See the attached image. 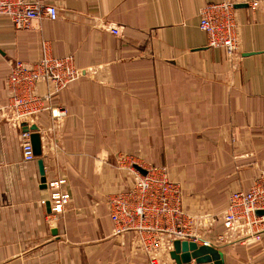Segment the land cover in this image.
I'll return each mask as SVG.
<instances>
[{
    "label": "crops",
    "instance_id": "obj_1",
    "mask_svg": "<svg viewBox=\"0 0 264 264\" xmlns=\"http://www.w3.org/2000/svg\"><path fill=\"white\" fill-rule=\"evenodd\" d=\"M37 1L55 4L57 18L17 30L0 15V103L11 64L37 61L44 44L85 72L49 97L65 109L58 121L44 109L27 125L40 132L44 188L37 158H22V126L0 119V264H146L131 253L133 231L113 233L103 202L131 183L118 168L123 154L166 166L193 211L208 201L221 208L264 168V0H227L237 23L234 62L208 47L198 27L200 9L221 0ZM36 91L45 95L46 85ZM61 178L73 200L53 215L40 199ZM210 242L223 264H264V234Z\"/></svg>",
    "mask_w": 264,
    "mask_h": 264
},
{
    "label": "built area",
    "instance_id": "obj_2",
    "mask_svg": "<svg viewBox=\"0 0 264 264\" xmlns=\"http://www.w3.org/2000/svg\"><path fill=\"white\" fill-rule=\"evenodd\" d=\"M257 5V2H251L249 7L254 10ZM234 11L231 1L207 3L200 9L198 22L199 29L207 36V46L224 49L231 62L238 55ZM0 15L6 16L15 29L28 30L37 19H56L58 8L53 3L43 4L37 0H0ZM108 30L115 35L120 33L118 26L112 25ZM84 72L85 69L75 65L72 55L53 56L45 44L37 61L25 63L15 60L7 75L9 95L6 102L0 103V119L21 129L23 124L29 125L39 111L48 109L58 121L65 114V109L51 107L49 97L66 88ZM40 83L47 88L43 96L36 91ZM20 145L22 158L33 160L35 156L29 131L20 130ZM118 168L128 173L131 183L127 188L106 195L103 202L113 223V233L122 235L133 231L135 237L131 253L143 255L146 264H176L169 256L175 238L211 245L212 240L247 243L262 239L264 214L256 211L264 210V169L258 170L247 190L233 189L225 207L212 213L188 211L181 183L173 179L164 166H142L123 155L118 160ZM63 184V178L50 181L52 191L42 199L49 202L50 212L56 215L61 214L64 205L73 200L69 191L62 189ZM205 235H212L213 239L207 240Z\"/></svg>",
    "mask_w": 264,
    "mask_h": 264
},
{
    "label": "water",
    "instance_id": "obj_3",
    "mask_svg": "<svg viewBox=\"0 0 264 264\" xmlns=\"http://www.w3.org/2000/svg\"><path fill=\"white\" fill-rule=\"evenodd\" d=\"M22 130L30 132L32 152L37 158V164L40 173V186L44 188L46 186V178L44 174L40 132L35 124L30 126L23 124ZM138 169L144 173L143 169L139 167ZM46 208L48 211L50 210L48 201L46 202ZM256 213L264 214V210H257ZM169 256L176 264H188L191 259H194L196 263L223 264V253L217 247L208 243L198 245L195 241L187 239H173L172 249L169 252Z\"/></svg>",
    "mask_w": 264,
    "mask_h": 264
},
{
    "label": "rangeland",
    "instance_id": "obj_4",
    "mask_svg": "<svg viewBox=\"0 0 264 264\" xmlns=\"http://www.w3.org/2000/svg\"><path fill=\"white\" fill-rule=\"evenodd\" d=\"M123 155H126V154H123ZM130 156H132V155H130ZM232 158H235V155L234 154H232ZM135 162H137L136 160H135ZM138 163V162H137ZM148 164H150V163H148ZM159 166H163V165H159ZM164 167H166V166H164ZM166 169H167V167H166ZM262 169H264V168H262ZM167 171H168V169H167ZM258 172V171H257ZM256 172V173H257ZM168 173H170V176L173 178V179H175V180H177V181H179L180 183H181V180L179 179V178H177V177H174V176H172L171 175V172H168ZM256 175V174H255ZM182 185V184H181ZM50 188V187H49ZM182 190H183V188H182ZM233 190V189H232ZM52 191V189L50 188V192ZM49 192V193H50ZM49 193H48V195H49ZM47 195V196H48ZM42 199H46V196L44 197V198H41L40 199V201L41 202H43L42 201ZM227 201V200H226ZM226 201H225V203H224V205L221 207V208H214V207H212V205H211V203L208 201L207 202V205H202V207H199L197 210H195V211H193V210H191L190 209V207H189V205H188V203H187V205H186V203H185V206H186V208H187V210L189 211H192V212H201V211H208V212H212V213H214V212H217V211H219V210H221L222 208H224L225 207V205H226ZM185 202V201H184ZM68 204V203H67ZM66 205V204H65ZM64 205V206H65ZM53 214V213H52ZM53 215H56V214H53Z\"/></svg>",
    "mask_w": 264,
    "mask_h": 264
}]
</instances>
